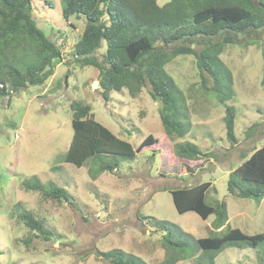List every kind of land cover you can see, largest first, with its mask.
<instances>
[{"label": "rangeland", "instance_id": "1", "mask_svg": "<svg viewBox=\"0 0 264 264\" xmlns=\"http://www.w3.org/2000/svg\"><path fill=\"white\" fill-rule=\"evenodd\" d=\"M30 5L37 26L62 57L54 62L53 75L43 85L9 91L0 98V264H109L100 253L112 250L146 264H167L171 253L162 244L166 238L181 243L184 251L190 242L191 252L201 257L194 242L211 234L214 216L202 220L193 212L178 214L170 191L207 181L213 184L208 200L226 204L230 228L246 235L264 232V199L259 203L241 199L226 190L228 174L264 146V30L254 35L258 39L253 44L238 39L221 54L232 76L233 97L227 105L235 110L233 145L225 136L224 108L200 87L194 58L178 56L165 70L186 97L188 132L183 140L210 157L185 169L181 163L168 162L158 144L151 147L156 151L153 156L146 147L133 161L115 158V176L95 174L89 172L96 167L90 160L80 168L63 161L72 139L70 104L89 105L96 122L134 148L146 136L162 132L158 104L148 96L147 86L135 98L125 90L102 92L97 71L73 62L84 19L65 21L61 0H30ZM103 51L102 47L97 55ZM32 178L41 185L64 188L68 201L25 190L24 182ZM24 211L39 220L49 235L26 228ZM156 221L173 230L169 234L159 230ZM258 257L257 249L230 246L214 257V264H247ZM173 264L194 261L188 257Z\"/></svg>", "mask_w": 264, "mask_h": 264}, {"label": "trees", "instance_id": "2", "mask_svg": "<svg viewBox=\"0 0 264 264\" xmlns=\"http://www.w3.org/2000/svg\"><path fill=\"white\" fill-rule=\"evenodd\" d=\"M61 1L65 21L75 17L85 22L74 45L73 62L80 68H94L99 86L106 94L125 90L135 98L147 86L148 96L158 104L162 127V132L146 136L134 148L96 122L89 105L74 101L70 104L72 139L63 158L65 163L80 168L90 160L96 166L90 173L115 176L118 171L115 158L133 161L143 148L158 144L166 151L168 162L188 166L209 158V152H202L198 146L183 140L188 132L186 97L165 70L172 60L186 55L194 58L200 87L211 92L224 108L228 143L236 142L235 110L227 105L233 97L232 76L221 54L227 46L237 44L238 39L250 45L252 40L257 41L254 35L264 30V0H169L163 5H158L157 0ZM102 47L104 51L98 56ZM61 57L58 46L37 26L30 0H0V98L8 96L9 91L18 93L29 86L43 85L53 75L54 62ZM261 84L264 86V72ZM255 127V124L250 127L248 134ZM152 152V156L156 154L153 149ZM210 187L211 182L207 181L170 191L178 214L193 212L202 220L209 216L214 219L211 234L194 242L202 252L201 257L191 252L190 242L188 251H184L181 243L165 237L162 244L171 253L166 263L190 257L194 264H214V257L232 246L257 249L258 260L247 264H264V232L246 235L230 228L226 204L208 200ZM23 188L58 202L68 201L65 189L53 183L41 185L32 178L24 182ZM226 190L241 199L258 203L264 199V146L228 174ZM22 220L32 232L49 235L28 211L22 213ZM153 224L168 234L173 230L163 221ZM100 256L109 264H146L119 250Z\"/></svg>", "mask_w": 264, "mask_h": 264}, {"label": "crops", "instance_id": "3", "mask_svg": "<svg viewBox=\"0 0 264 264\" xmlns=\"http://www.w3.org/2000/svg\"><path fill=\"white\" fill-rule=\"evenodd\" d=\"M184 164H182V166H183ZM184 167H185V169H189V166H187V165H184ZM209 182H211V181H209ZM189 187H191V186H189ZM213 188V184L211 183V187H210V189H209V191L211 190Z\"/></svg>", "mask_w": 264, "mask_h": 264}, {"label": "water", "instance_id": "4", "mask_svg": "<svg viewBox=\"0 0 264 264\" xmlns=\"http://www.w3.org/2000/svg\"><path fill=\"white\" fill-rule=\"evenodd\" d=\"M95 84V83H94Z\"/></svg>", "mask_w": 264, "mask_h": 264}]
</instances>
